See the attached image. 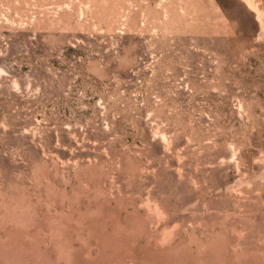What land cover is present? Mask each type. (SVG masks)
<instances>
[{
    "label": "rangeland",
    "instance_id": "374dc122",
    "mask_svg": "<svg viewBox=\"0 0 264 264\" xmlns=\"http://www.w3.org/2000/svg\"><path fill=\"white\" fill-rule=\"evenodd\" d=\"M254 4L0 0V264H264Z\"/></svg>",
    "mask_w": 264,
    "mask_h": 264
},
{
    "label": "bare ground",
    "instance_id": "6f19581e",
    "mask_svg": "<svg viewBox=\"0 0 264 264\" xmlns=\"http://www.w3.org/2000/svg\"><path fill=\"white\" fill-rule=\"evenodd\" d=\"M244 2H246V4L251 7L252 9L256 10L257 12L259 11L258 10V7L256 8L255 4H254V0H243ZM261 13V12H260ZM258 13V14H260ZM262 16V15H261ZM260 19V17H258Z\"/></svg>",
    "mask_w": 264,
    "mask_h": 264
}]
</instances>
